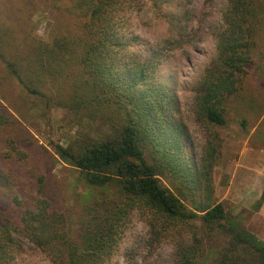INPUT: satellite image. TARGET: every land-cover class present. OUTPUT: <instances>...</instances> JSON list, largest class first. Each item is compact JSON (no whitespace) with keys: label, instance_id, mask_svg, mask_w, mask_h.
I'll return each mask as SVG.
<instances>
[{"label":"trees","instance_id":"trees-1","mask_svg":"<svg viewBox=\"0 0 264 264\" xmlns=\"http://www.w3.org/2000/svg\"><path fill=\"white\" fill-rule=\"evenodd\" d=\"M6 1H0V61L6 73L48 105L69 71L81 65L84 81L71 84V97L90 109L87 117L98 125L88 140L53 144L54 153L98 194L83 206L74 236L61 235L42 213L35 217L31 237L49 251L52 263L103 264L132 213L146 210L191 232L180 264H264V241L242 226V214L226 210L213 182L224 147L221 128L236 122L246 129L249 119L264 112L262 87L247 86L248 78L264 84V47L258 46L264 39V0H230L223 14L217 57L196 88L195 116L207 127L203 154L197 164L186 165L179 153L182 130L166 113L173 97L155 81L156 64L149 58L128 65L129 38L121 24L139 0H51L64 16L47 40L32 35L35 0H16L17 14ZM146 1L160 13L170 0ZM263 201L264 187L247 215ZM15 231L0 210V264Z\"/></svg>","mask_w":264,"mask_h":264},{"label":"rangeland","instance_id":"rangeland-1","mask_svg":"<svg viewBox=\"0 0 264 264\" xmlns=\"http://www.w3.org/2000/svg\"><path fill=\"white\" fill-rule=\"evenodd\" d=\"M50 1L35 0L31 12L32 35L42 40L48 39L51 28L64 16L52 9ZM6 4L15 14L16 0ZM229 8L230 0H170L158 13L149 2L139 0L127 8L121 24L129 38L128 65L152 58L155 81L173 97L166 113L182 130L184 144L179 153L185 165L197 164L203 154L207 127L195 116L196 88L217 57V37ZM254 63L261 62L256 59ZM84 77L82 66H76L55 91V99L44 105L9 77L0 61V210L16 227L4 264H53L49 251L31 237L35 217L39 219L42 213V218L53 219L61 235L67 231L74 236L83 206L98 194L52 148L74 137L88 140L98 133V125L87 117L90 109L76 105L71 97V84L83 82ZM248 80L250 89L262 87L264 93V84ZM249 120L246 129L236 122L221 128L224 147L213 182L215 196L226 210L242 214V226L258 236L264 234V223L247 211L261 194L256 190L264 187V112L256 121ZM190 245L188 229L149 211L135 210L103 264H180L182 252Z\"/></svg>","mask_w":264,"mask_h":264},{"label":"crops","instance_id":"crops-1","mask_svg":"<svg viewBox=\"0 0 264 264\" xmlns=\"http://www.w3.org/2000/svg\"><path fill=\"white\" fill-rule=\"evenodd\" d=\"M260 154H261V152H260ZM263 178H262V180H263ZM260 179H261V177H260ZM232 180H233V178H232ZM249 186H250V183H249ZM256 192H262V186H261V188H259L258 191L256 190ZM255 215H258L260 217V219L258 220V223L263 224L264 223V201H263L262 205L260 206L259 210L257 212H255L254 215H252V216H255ZM258 236H260L261 239L264 241V234L259 233Z\"/></svg>","mask_w":264,"mask_h":264}]
</instances>
